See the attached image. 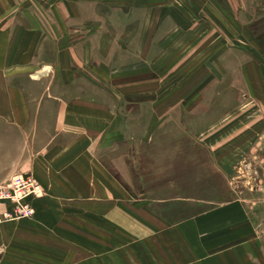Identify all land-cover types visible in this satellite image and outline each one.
I'll return each mask as SVG.
<instances>
[{"label": "rangeland", "instance_id": "rangeland-1", "mask_svg": "<svg viewBox=\"0 0 264 264\" xmlns=\"http://www.w3.org/2000/svg\"><path fill=\"white\" fill-rule=\"evenodd\" d=\"M21 2L0 0V14ZM90 5L88 22L62 36L69 46L87 42L77 49L83 81L70 73L67 83L55 78L51 88L54 94L60 89L93 97L77 102L94 108L84 110L83 128L73 135L85 142L104 136L116 141L84 149L100 153L115 174L110 180L121 200L115 220L75 207L36 226L29 223L36 211L31 218L1 222L0 264H171L170 223L225 214L233 201L241 209L235 216L246 212L264 233V86H252V65H239L246 59L237 57L243 43L235 32L224 33L222 47L210 48L220 33L205 27L203 0ZM172 17L180 24L173 34ZM255 69L261 73L264 66ZM11 124L0 113V184L30 175L41 184L42 198L49 192L27 168L28 142L42 144L50 135L35 137L39 130ZM125 202V208L118 205ZM154 215L167 221L163 231ZM162 232L163 256L156 241Z\"/></svg>", "mask_w": 264, "mask_h": 264}, {"label": "crops", "instance_id": "crops-1", "mask_svg": "<svg viewBox=\"0 0 264 264\" xmlns=\"http://www.w3.org/2000/svg\"><path fill=\"white\" fill-rule=\"evenodd\" d=\"M21 1L8 13L0 14L3 16L0 18V113L11 118L12 129L27 127L39 130L35 137L37 134L44 135V138L50 135L49 140L42 144L34 143L33 146L28 142L27 168L49 192L34 200L36 217L29 223L33 226L48 223L50 217L60 215L62 211L63 216L75 207L91 209L95 215L104 216L106 212L108 218L115 220L116 202L121 201L116 195L115 180H110L115 178V174L100 153H87L84 149L86 145L96 143L99 150L116 141L104 136L98 141L90 138L85 142L83 137L73 135H79L83 128L84 110L94 108L77 102H89L93 97L80 92L69 95L68 90L60 89L54 94L51 85L55 78L67 83L71 74L76 82L83 81L77 49L87 42L76 41L69 46L62 36L73 27L84 26L83 23L88 22L84 18L90 15L88 13L92 15L87 9L89 4L93 8L94 4L116 0H43L42 5H39L41 0ZM203 1L205 27L209 26L213 33H220L219 39L209 47H222L226 40L224 33L235 32L237 40L243 43L239 49L236 48L237 57L246 59L239 65H252V86L260 91L264 86V71L258 73L255 66L260 69L264 66V0ZM95 12L98 14V9ZM172 19L175 27L171 34L180 27L179 20L176 17ZM91 27L94 28L92 25L88 29ZM143 27L145 25L141 27L144 32ZM78 31L85 32L83 27ZM245 45L250 46L251 51L246 52ZM256 89L253 88L252 92L258 91ZM236 90L247 95L240 87ZM67 131L71 138H68ZM230 204L232 210L225 214L189 217L170 223L172 228L166 237L170 239L171 248L166 253L171 257V264H264L263 230L261 233L259 225L245 215L246 212L235 216L241 210L238 202ZM118 205L125 208L128 203ZM153 217L161 226L158 230L163 231L167 221L157 215ZM164 238L163 232L157 234L156 241L157 245L161 241L162 256ZM92 247L96 250L95 246Z\"/></svg>", "mask_w": 264, "mask_h": 264}, {"label": "built area", "instance_id": "built-area-1", "mask_svg": "<svg viewBox=\"0 0 264 264\" xmlns=\"http://www.w3.org/2000/svg\"><path fill=\"white\" fill-rule=\"evenodd\" d=\"M43 188L32 176L21 174L7 184H0V223L24 220L35 214L34 199Z\"/></svg>", "mask_w": 264, "mask_h": 264}, {"label": "bare ground", "instance_id": "bare-ground-1", "mask_svg": "<svg viewBox=\"0 0 264 264\" xmlns=\"http://www.w3.org/2000/svg\"><path fill=\"white\" fill-rule=\"evenodd\" d=\"M39 197H40V196H38V197H36V198H39ZM36 198H35V199H36Z\"/></svg>", "mask_w": 264, "mask_h": 264}]
</instances>
